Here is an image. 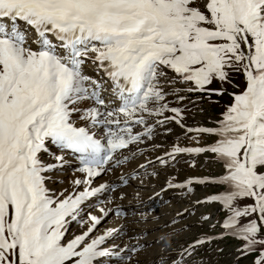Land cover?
I'll list each match as a JSON object with an SVG mask.
<instances>
[{"label": "snow or ice", "instance_id": "obj_1", "mask_svg": "<svg viewBox=\"0 0 264 264\" xmlns=\"http://www.w3.org/2000/svg\"><path fill=\"white\" fill-rule=\"evenodd\" d=\"M197 93L229 97L209 126L185 123ZM170 124L196 144L177 136L155 163L208 154L218 170L169 176L163 190L216 188L195 201L223 213L209 227L233 240V264H264V0H0V264H137L135 234L125 239L120 226L93 235L113 211L126 215L120 206L97 216L85 205L115 188L93 179L134 145L159 149L151 142L158 129L174 134ZM66 168L67 185L50 188ZM73 223L81 231L65 241ZM171 235L158 239L169 246ZM211 239L178 244L169 264H189Z\"/></svg>", "mask_w": 264, "mask_h": 264}, {"label": "rangeland", "instance_id": "obj_2", "mask_svg": "<svg viewBox=\"0 0 264 264\" xmlns=\"http://www.w3.org/2000/svg\"><path fill=\"white\" fill-rule=\"evenodd\" d=\"M234 84L239 85V79L233 80ZM219 82H213L210 87L218 88ZM228 91H235L230 85L225 84ZM171 100V97H169ZM191 101V102H188ZM187 105L186 125L196 127L198 125L209 126L219 113L222 111V105L229 102L227 94L217 96L205 95L201 98V94H190ZM173 128L174 134L164 133L157 130L152 144H160L161 147L153 151L148 144L139 145L140 152L136 151L137 146H132L131 151L124 152L129 159L120 166L113 167L92 181V186H98L100 183L115 185L114 190L102 193L99 197L90 198L86 202V212L91 211L92 214L102 215L98 211V207L105 210L114 208L119 205L121 211L126 215L117 216L113 211L97 226L93 235L100 233L107 227H123V233L127 237L135 234L137 240L144 245L138 250L134 260L137 264H169L172 256L175 254L174 249L178 251V244H188L194 238L201 236H212L213 239L205 240L198 246L190 257L189 264H233L239 257L234 256V242L227 236H219L220 229L209 227L210 223H215L223 213L217 211V205L214 203L196 204L195 201L203 200L209 194L217 191L211 185L193 184L194 192L191 195H178V190L165 188L166 181L169 176L175 177L177 181L192 176L214 175L218 170V166L211 161L208 154H197L189 156L187 154L178 157V163L167 168L161 167L155 163L154 157L161 155L166 151L172 143H175L177 136L180 137V143L185 146H195V139L189 141L186 136L193 134H182L174 124L168 125ZM207 139V137L202 138ZM148 148V151H143ZM195 161V166L192 161ZM146 161L153 163L146 165L141 169L138 166L146 164ZM155 169L157 175H150ZM135 173V176H133ZM53 181L49 187L59 191L67 185L71 175V169L66 168L61 172H54ZM127 176V182L121 183L119 177ZM56 179L61 181L56 183ZM79 190V189H77ZM159 193V195H154ZM110 203H101L96 205L97 200L107 201ZM188 209L185 213L184 210ZM183 213V215H177ZM201 214L210 215L211 220L208 223H201ZM174 220L175 222H171ZM173 229L176 231L173 232ZM81 229L73 223L67 231L64 240L71 238L73 234H79ZM172 233L169 240V246H165L164 240H159L162 234ZM111 243V241H109ZM218 249L220 251H218ZM241 264H247L241 259Z\"/></svg>", "mask_w": 264, "mask_h": 264}]
</instances>
